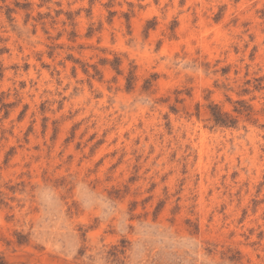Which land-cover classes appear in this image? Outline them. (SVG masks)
Returning <instances> with one entry per match:
<instances>
[{
	"label": "rangeland",
	"instance_id": "rangeland-1",
	"mask_svg": "<svg viewBox=\"0 0 264 264\" xmlns=\"http://www.w3.org/2000/svg\"><path fill=\"white\" fill-rule=\"evenodd\" d=\"M1 260L264 264V0H0Z\"/></svg>",
	"mask_w": 264,
	"mask_h": 264
},
{
	"label": "trees",
	"instance_id": "trees-1",
	"mask_svg": "<svg viewBox=\"0 0 264 264\" xmlns=\"http://www.w3.org/2000/svg\"><path fill=\"white\" fill-rule=\"evenodd\" d=\"M235 108L234 111H236L237 113L241 114V113H249L251 111V107L243 100L240 101H236L235 102ZM210 107V114H211V118L214 122L215 125H219V126H233L236 123V117L231 115L228 112H224L221 110V108L216 105L213 104ZM0 264H4V262L1 260Z\"/></svg>",
	"mask_w": 264,
	"mask_h": 264
}]
</instances>
